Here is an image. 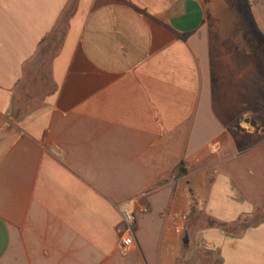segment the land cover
Here are the masks:
<instances>
[{
  "label": "crops",
  "instance_id": "1",
  "mask_svg": "<svg viewBox=\"0 0 264 264\" xmlns=\"http://www.w3.org/2000/svg\"><path fill=\"white\" fill-rule=\"evenodd\" d=\"M0 264H264V0H0Z\"/></svg>",
  "mask_w": 264,
  "mask_h": 264
},
{
  "label": "rangeland",
  "instance_id": "2",
  "mask_svg": "<svg viewBox=\"0 0 264 264\" xmlns=\"http://www.w3.org/2000/svg\"><path fill=\"white\" fill-rule=\"evenodd\" d=\"M49 58L47 57L46 60L43 62L40 61L39 57L37 59H33L27 63L26 67V74L23 76L21 80V84L27 85V95L28 101L25 100L23 108L27 109L31 106V102L37 98H39L40 94L47 89L49 86ZM41 65V68L38 66ZM23 95V94H22ZM31 96V99H30Z\"/></svg>",
  "mask_w": 264,
  "mask_h": 264
},
{
  "label": "built area",
  "instance_id": "3",
  "mask_svg": "<svg viewBox=\"0 0 264 264\" xmlns=\"http://www.w3.org/2000/svg\"><path fill=\"white\" fill-rule=\"evenodd\" d=\"M136 199H130L126 201H122L115 204V208L117 209L122 223L129 228L131 220H132V204L136 203ZM138 210L141 212H145L147 210L146 206L138 205ZM183 217V216H182ZM132 236L130 233L126 232L121 235L116 244V251L119 256H126L131 248H132Z\"/></svg>",
  "mask_w": 264,
  "mask_h": 264
},
{
  "label": "trees",
  "instance_id": "4",
  "mask_svg": "<svg viewBox=\"0 0 264 264\" xmlns=\"http://www.w3.org/2000/svg\"><path fill=\"white\" fill-rule=\"evenodd\" d=\"M58 30H59V28H55V29H53L50 33H49V35H52V36H55L57 33H58ZM60 32V31H59ZM47 57L48 56H46V55H44L43 57H42V59H41V62H43L44 60H46L47 59ZM206 221H207V224L208 225H212V224H217V225H219V226H223V225H225L224 223H222V222H220V221H217L216 219H214V218H212V217H206Z\"/></svg>",
  "mask_w": 264,
  "mask_h": 264
}]
</instances>
